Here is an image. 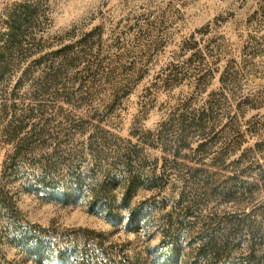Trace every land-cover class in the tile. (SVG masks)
Listing matches in <instances>:
<instances>
[{"label": "rangeland", "instance_id": "rangeland-1", "mask_svg": "<svg viewBox=\"0 0 264 264\" xmlns=\"http://www.w3.org/2000/svg\"><path fill=\"white\" fill-rule=\"evenodd\" d=\"M171 254L264 264V0H0V264Z\"/></svg>", "mask_w": 264, "mask_h": 264}, {"label": "trees", "instance_id": "trees-1", "mask_svg": "<svg viewBox=\"0 0 264 264\" xmlns=\"http://www.w3.org/2000/svg\"><path fill=\"white\" fill-rule=\"evenodd\" d=\"M219 251L220 252H218V255L221 253L222 249H219ZM166 264H176V258H175V255L174 254H171V256L168 258Z\"/></svg>", "mask_w": 264, "mask_h": 264}]
</instances>
